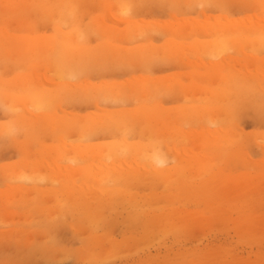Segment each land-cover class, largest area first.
Here are the masks:
<instances>
[{"label": "rangeland", "instance_id": "1", "mask_svg": "<svg viewBox=\"0 0 264 264\" xmlns=\"http://www.w3.org/2000/svg\"><path fill=\"white\" fill-rule=\"evenodd\" d=\"M14 2L0 0V264H264V37L244 30L264 31V0ZM125 114L162 162L128 150L152 138L103 131Z\"/></svg>", "mask_w": 264, "mask_h": 264}, {"label": "bare ground", "instance_id": "2", "mask_svg": "<svg viewBox=\"0 0 264 264\" xmlns=\"http://www.w3.org/2000/svg\"><path fill=\"white\" fill-rule=\"evenodd\" d=\"M4 1H5V3H4L5 8H7V7L9 8V7H10V10H12L11 8H13L14 11H15V10H16V9H15V6L18 7L17 4H16V5L13 4V3H15L14 0H4ZM15 1H16V0H15ZM129 1H130V0H129ZM176 1H177V0H176ZM123 3H124V2H123ZM12 4H13L14 6H13ZM126 4H127V3H126ZM65 5H66V4H65ZM6 6H7V7H6ZM60 7H61V5H60ZM259 7H260V6H259ZM18 8H21V6L19 5ZM62 9H63V8H62ZM19 10H20V9H17L18 12H19ZM14 11H12V12H14ZM17 11H16V12H17ZM60 18H61V17H59L58 19H60ZM63 19H64V21H65L66 18L63 17V18H61L60 21H62ZM65 22H66V21H65ZM70 23L72 24V22H69L68 24L71 25ZM73 24H75V23H73ZM239 24H240V23H239ZM66 25H67V24H65V26H66ZM240 25H241V24H240ZM236 26H237V25H236ZM244 26H245V25H244ZM251 27H252V26H251ZM244 28H245V27H244ZM246 28H247V27H246ZM252 28H253V29H252ZM252 28H249V29L247 28V29H244V30L246 31V33H247V32H248V33H249V32L252 33V35H255L253 32H256L257 34L259 33L260 36H261V33H263V35H264V31H263V30H260V32H257V31L259 30V29H255V28H257V27H254V26H253ZM195 29H196V28H195ZM195 29H194V30H195ZM250 29H251V31H250ZM254 29H255V31H254ZM187 30H188V29H187ZM229 30H230V29H229ZM232 30H233V29H232ZM256 30H257V31H256ZM3 31H4V30H3ZM88 31H90V30L88 29ZM233 31H234V30H233ZM233 31H232V32H233ZM252 31H253V32H252ZM261 31H263V32H261ZM70 32H71V31H70ZM190 32H191V31H190ZM193 32H195L196 35H197V33H198V32H196V31H193ZM232 32H231V33H232ZM74 33H75V31H74ZM74 33H73V34H74ZM89 33H91V31H90ZM187 33L190 34L189 31H188ZM234 33H235V31H234ZM246 33H245V34H246ZM250 33H249V34H250ZM69 34H70V33H69ZM82 34H83V33H82ZM107 34H109V33H107ZM107 34H106V35H107ZM198 34H199V33H198ZM232 34H233V33H232ZM235 34H236V36H237V37L235 36V38H238V36H239L238 33H235ZM235 34H234V35H235ZM243 34H244V33H243ZM257 34H256V36H254V37H258ZM186 35H187V34H186ZM234 35H233V37H234ZM241 35H242V34H240V36H241ZM250 35H251V34H250ZM250 35H248V36H250ZM252 35H251V36H252ZM263 35H262V37H264ZM68 36H69V35H68ZM70 36H71V37H74V36H72V33L70 34ZM70 36H69V37H70ZM242 36H244V35H242ZM245 36H246V35H245ZM75 37H77V36H75ZM78 37H79V36H78ZM108 37H110V35H109ZM108 37H107V38H108ZM76 39H78V38H76ZM76 39H75V40H76ZM250 39H251V38H250ZM250 39H247V40H250ZM61 40H62V39H61ZM79 40H81V33H80V39H79ZM245 40H246V39H245ZM247 40H246V41H247ZM261 40H262V39H261ZM261 40H260V37H259L258 39L255 38V39L250 40V42L256 41V42H258V43H259V42L262 43L263 40H264V38H263L262 41H261ZM263 43H264V42H263ZM55 44H56V43H53V44H52V45H54V48H55ZM75 44H76V43H75ZM198 45H199V44H198ZM200 46H201V45H200ZM200 46H199V47H200ZM46 47H47V46H46ZM67 47H68V46H65L66 49H68ZM48 48H49V47H48ZM50 48H51V50L48 49L49 53H53V52H54V48H53V47H50ZM52 48H53V49H52ZM44 50H46V48H45ZM52 50H53V51H52ZM51 51H52V52H51ZM133 52H134V51H132V53H133ZM136 53H137V52H136ZM133 54H134V53H133ZM28 55H29V54H28ZM28 55H27V56H28ZM46 55H47V53H46ZM48 55H49V54H48ZM142 55H143V54H142ZM29 56H30V55H29ZM31 56L33 57V55H31ZM118 56H119V55H118ZM23 57H24V55H23ZM23 57H22V58H23ZM141 57H142V56H141ZM119 58H120V57H119ZM27 59H29V58H27ZM77 63H78V62H76L74 65L76 66ZM78 64H79V63H78ZM74 65H73V66H74ZM76 67H77V66H76ZM76 67H75V68H76ZM200 75H201V74H200ZM231 84H234V82L231 83ZM148 85H150V86L152 85V86H153V84H147V85L145 86V88H144V90H145L144 93L142 92L143 95H144L145 93L147 94V92L149 93V91L146 90V89H148V88H146ZM133 86L136 87L137 85H133ZM150 86H149V87H150ZM152 86H151V87H152ZM135 87H134V88H135ZM137 88H139V87L137 86V87L135 88L136 91L138 90ZM141 88H142V87H141ZM229 88H230V87H229ZM206 89H208V88H205V90H206ZM116 90H117V89H116ZM116 90H114V92H113L114 95H112V96L115 97V98H114V97H113V98L116 99L115 101L118 100L117 98H119V99L122 100V97H123V95H124V92H123L121 89H120V90H121L123 93L120 92L119 90H117V92H116ZM130 90L132 91V88H131ZM141 90H142V89H141ZM141 90H140V92H141ZM126 91H127V90H126ZM131 91H130V92H131ZM146 91H147V92H146ZM12 92H13V91H12ZM12 92H11V93H12ZM130 92H129V93H130ZM115 93H116V94H115ZM118 93H119V94H118ZM121 93H122V94H121ZM126 93H127V92H125V94H126ZM214 93H219V94H225V95H228V93H227L226 91L224 92V90L214 91ZM214 93L211 91V95L215 97L216 95H215ZM38 94H39V93H38ZM111 94H112V92H111ZM130 94H131V93H130ZM130 94H126V95H124L123 98L128 97V95H130ZM131 95L135 96L134 91H132V94H131ZM11 96H12V95L9 94L8 97H11ZM116 96H118V97H116ZM120 96H121V97H120ZM133 96H132V97H133ZM141 96H142V94H141ZM155 96H156V95H155ZM14 97H15V93H14V96L11 97V98H14ZM16 97L18 98V96H16ZM214 97H213V99H211L212 102L215 101V100H214V99H215ZM149 98L152 99L151 97H149ZM155 98L157 99V97H155ZM142 99H143V98H142ZM144 99H145V98H144ZM144 99H143V100H144ZM143 100H142V102H143ZM18 101H19V100H18ZM118 101H119V100H118ZM16 102H17V101H16ZM144 102H145V100H144ZM120 103H121V102H120ZM147 103H148V102H147ZM207 105H208L207 101H205V103H200V102H199V103H196V104H195V106H197V107H198V106H207ZM142 107H143V106H142ZM197 107L194 108L190 113H189L188 111H186L185 109H183V110L181 111L182 116H185V118H186L187 120H189V119H190V120H196V118H195L193 115H191V114H193V113L196 112ZM213 107H214V106H213L212 104H210L208 108H209V110L212 111ZM144 108H146V110H147V109H148V106L145 105ZM149 109H150V108H149ZM141 110H142V108H140V111H141ZM146 110H145V111H146ZM216 110L219 111V107H218V106L215 107L213 111L216 112ZM220 110L223 111L222 108H220ZM137 111H138V110H137ZM118 114H119V113H118ZM127 114H128V113H127ZM127 114H125V116H122V117H124V119H122V118L120 117V115H119V118H120V119H119V118H118V119L116 118L118 115H116V116H112V117H114V120H115V121H114L112 118H111L112 120H109L111 116H109V117H108V116H107V117H104L105 119L107 118V119L104 120V121H103L104 118H101V120H100V124H101V126L103 125V127H104L103 131L106 130V132H107V131H109V132H113V134H114V132H115V134L117 135L116 131H117V132H120V130L123 129V131H121L123 134H119V133H118V135H120L122 138L125 137V134H124L125 132H127V135H130V136H131L132 132H134V134H136V136H137V133H138V138H139V137L142 138V136L144 137L145 135H141V136H140V132H141V133H145L144 131L147 130V129H145V127H146V126L144 125L145 122L141 119L144 123H142L141 121L138 123L139 120H137V121H136L137 124H138L137 127H139V131H140V132L138 131V129H135V128H134V129H135L134 131L130 132L131 129H133L132 126H133L134 124H136V122L133 123V120H131V119H130V120H131V121H130L129 118L126 117ZM122 115H124V114H122ZM150 115H151V114H150ZM128 116H129V115H128ZM130 116H131V115H130ZM132 116H134V115H132ZM152 116H153V115H152ZM108 118H109V119H108ZM125 118H127V119L125 120ZM213 118H214V121H216V120L221 121V120L224 119L223 117L217 116L216 114L213 115ZM116 119H117V120H116ZM121 119H122V120H121ZM225 119H226V117H225ZM127 120H128V121H127ZM135 120H136V119H135ZM199 120H200V121H203V120H205V117H199ZM129 121H130V122H129ZM101 122H102V123H101ZM146 122H147V121H146ZM131 123H132V124H131ZM100 124H99V126H100ZM106 124H107V125H106ZM128 124H129L132 128H129L130 126H129ZM101 126H100V127H101ZM103 127H101V128H103ZM135 127H136V126H135ZM147 128H148V127H147ZM144 129H145V130H144ZM118 130H119V131H118ZM136 130H137L138 132H136ZM129 132H130L131 134H128ZM146 132H148V130H147ZM149 133H150V135L148 136ZM149 133H147V136H145L146 138H142V140H143V139H146V140H147L149 137H150V139H151L153 136L151 137V134H152L151 131H149ZM145 134H146V133H145ZM152 135H153V134H152ZM158 136H159V135H158ZM156 137H157V136H156ZM126 138H127V137H126ZM124 139H125V138H124ZM133 139H134V138H133ZM135 139H137V138L135 137ZM152 139H153V141H152L153 143H152V142L149 143V141H151ZM152 139L149 140L148 142H147L146 140H144V141L147 142V143L145 142L146 145L151 144L150 146H148L149 148L151 147L150 149H149L146 145H139V146L137 145V146H136V143H135V145H134V143H130V145L133 144L134 146H133V145L130 146L128 150H129V151H137V150L142 149V148L145 147L143 150L148 149V152H149V153L153 151V152L149 155V159H150L151 161H152V159H153L155 162L158 161L157 163H159L161 160H162V161L164 160V159H162V158H163L162 156H164V155H163V154H160V153H161V151L163 152V150H164L165 148H163V150H161L162 148H160V147H156V145H152V144H156V142H157V140L154 141V138H152ZM125 140H126V139H125ZM125 140L122 139V141H125ZM134 141H135V140H134ZM136 141L139 142L138 140H136ZM144 141H143V142H144ZM126 142H127V141H126ZM154 142H155V143H154ZM141 143H142V141L140 140V143H138V144H141ZM159 143H160V146H161V142H158L157 144H159ZM143 144H144V143H143ZM117 146H118V145H117ZM117 146H115L114 148H116ZM140 146H142V148H139ZM112 147H113V146H112ZM155 147H156V148H155ZM162 147H163V146H162ZM164 147H165V146H164ZM123 148H124L125 150H127V147H126V146H124V147L121 146V150H122V151H123ZM157 148H158V149L160 148V149L158 150L160 153H159L158 151H155V149H157ZM149 150H150V151H149ZM165 151H166V149L164 150V152H165ZM110 153H112V152H110ZM166 154H167V153H166ZM167 158H168V156H167ZM162 161H161V162H162ZM167 171H168V170H165V169H164V170H161L160 172L155 173L154 175H156L158 178H161L163 175H167ZM155 172H156V171H155ZM150 173H151V172H150ZM152 173H153V172H152ZM163 177H165V176H163ZM153 179H154V178H153ZM157 180H158V179H157ZM153 181H154V180H153ZM213 201H214V200H213ZM100 256H101V255H100ZM85 257H86V256H85ZM86 259H87V258H86ZM92 259H93V258H92ZM92 259H87V261H88V260H92ZM94 260H96V258H95ZM101 260L103 261V259H101ZM96 261H97V260H96Z\"/></svg>", "mask_w": 264, "mask_h": 264}]
</instances>
